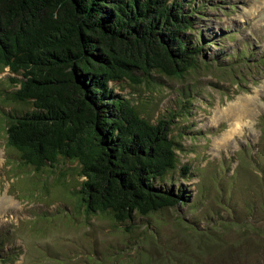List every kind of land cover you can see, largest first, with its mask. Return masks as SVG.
Wrapping results in <instances>:
<instances>
[{"label": "rangeland", "instance_id": "rangeland-1", "mask_svg": "<svg viewBox=\"0 0 264 264\" xmlns=\"http://www.w3.org/2000/svg\"><path fill=\"white\" fill-rule=\"evenodd\" d=\"M193 1L204 15L199 28L217 44L205 56L264 53V0ZM249 62L226 73L213 66L183 79L156 76L154 88L119 87L153 122L184 102L172 133L182 173L157 184L191 196L126 223L77 206L76 164L36 172L7 149L6 113L33 108L11 99L14 75L0 73V264H264V73Z\"/></svg>", "mask_w": 264, "mask_h": 264}, {"label": "trees", "instance_id": "trees-1", "mask_svg": "<svg viewBox=\"0 0 264 264\" xmlns=\"http://www.w3.org/2000/svg\"><path fill=\"white\" fill-rule=\"evenodd\" d=\"M187 2L0 0V73L14 75L11 99L33 108L6 113V147L36 172L76 164L82 181L71 195L86 214L126 223L191 197L157 184L181 172L172 133L184 102L153 122L118 92L124 83L154 88L156 76L183 79L213 66L226 73L250 60L264 73V53L205 56V46L217 44L199 28L201 10Z\"/></svg>", "mask_w": 264, "mask_h": 264}]
</instances>
